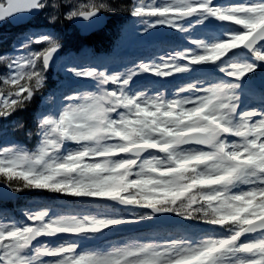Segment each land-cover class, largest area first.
<instances>
[{
    "label": "snow or ice",
    "instance_id": "6c2138e0",
    "mask_svg": "<svg viewBox=\"0 0 264 264\" xmlns=\"http://www.w3.org/2000/svg\"><path fill=\"white\" fill-rule=\"evenodd\" d=\"M49 7L58 4L0 0V22ZM68 7L67 20L90 24L109 11L104 0ZM130 15L144 33L164 27L187 43L123 70L63 66L91 90L49 94L34 150L0 146V189L47 192L81 207L0 219V264H264V93L258 106L245 97L264 72V0H136ZM213 24L219 32L211 36ZM62 48L55 33L29 32L0 54V119L42 92ZM145 75L187 82L166 94L137 88ZM169 217L180 231L164 239L82 247ZM195 225L204 227L189 233Z\"/></svg>",
    "mask_w": 264,
    "mask_h": 264
},
{
    "label": "rangeland",
    "instance_id": "374dc122",
    "mask_svg": "<svg viewBox=\"0 0 264 264\" xmlns=\"http://www.w3.org/2000/svg\"><path fill=\"white\" fill-rule=\"evenodd\" d=\"M56 1L57 0H52V2L54 3H57ZM83 2H87V0H62V1L60 0L57 3L58 4L57 8L53 9L52 7H49L48 9L44 10L43 12H41L40 16L34 19L33 22L26 24L23 27V29L21 30L20 36L17 38L19 40L15 43V45L20 41V39L26 33L50 32V29L48 27L50 26V24L51 25L53 24V22L51 21V17L53 15H56V17L58 18L60 16L59 10H61L63 18L66 19L65 18L66 14L70 10L68 5L71 3H83ZM104 2L107 3L106 0H104ZM239 2H243V0H222L221 2H217V3L231 4V3H239ZM60 6H61V9H60ZM109 11L110 13L112 12V9L110 8V6H109ZM26 27L28 28V32L25 29ZM41 28H45V30H40ZM85 31L90 33L91 29L87 28L85 29ZM218 32H219V26L215 24L209 26V28L207 29V34L211 36L218 34ZM120 33H121V37L120 39H118L119 44L118 45L116 44V49H114L112 53L108 54L107 56L104 54H100L96 56L87 47L82 48L81 50H79L78 52L72 55H68V54L63 55L64 53L60 52L59 58L57 59L55 65H53V67L50 70V75L51 74L53 75V78H51V80L53 81V84H51V89L49 91V94L52 91H56L57 95H59L61 91L68 92V91H72L73 89H80L81 91H84V92L91 90L90 87L87 85V82L83 80L74 79L71 76L67 75L63 71V66L65 64L106 65L110 70H123V67L125 65H130L132 61H138L139 59L154 58L158 55L164 54L165 52L171 50L172 48H175L177 46H183L184 44L187 43L186 41H183L180 38L179 34L173 32L172 30L164 28V27L157 28V29H151L148 33H151L153 35L154 33H157L156 35L161 36V38L159 39L158 37V40L150 41L147 43V41H144V35L146 33L143 32V26L137 23L134 20V18H131V17L128 20V24H126L122 28V31ZM196 34L202 35V33H196ZM40 47L42 46L38 45L37 49L36 48H33V49L39 50ZM254 77L263 80L264 72H261L258 70V72L255 73ZM186 82L187 81L185 79H181L179 77L174 78V79L170 78V79L164 80V79H158V78H155L149 75H145L144 77L140 78L137 81L136 86L137 88H141V89L147 88L151 91L161 90V91H165L166 94H171L178 87V85L184 84ZM49 94L46 97V99H42L43 104H44V110H46V106L48 105ZM245 97L248 101L249 106H258L260 103V95H257L254 93L252 95L248 94ZM1 136H4V133H0V146L18 144L16 141L12 140L11 138L1 137ZM35 140H36L35 145H37L38 137H36ZM52 199L53 197H46V196L42 197L40 195V196H37L38 201L37 200L28 201V203H24L21 207L16 206L15 209L13 210L8 209V208H2L0 209V219H3L6 216L10 218V220H13V221L26 222V218L24 214L26 211L30 209L37 210L46 205L56 206L59 209H65L66 205L63 200L53 199V200H58L59 204L52 205L51 203H48V202H51ZM71 199L75 200L74 198H71ZM73 208L77 209L78 206L74 205ZM122 214L127 215V213H122ZM185 224H189V222H185ZM202 227L204 226L195 225L187 229V231L189 233L198 232L199 229ZM155 228L157 229H155L154 231H158V232H147V231H151L152 228H139V227H136V224L124 225V226L119 227L117 230L110 232L109 233L110 235L108 234V236L99 243H102L104 247H108L109 245L113 243H122L126 240L134 239V238H145V239L154 238L157 240H161V239L166 238L170 233H178V231H180V230H177L178 227L177 229H171L170 231L167 230L168 228L164 226L155 227ZM65 238H68V237H65ZM55 242H59V241H53V243ZM96 242L98 241H92V240L85 241L83 242L82 247H85V248L96 247L94 245V243ZM106 243H108V245Z\"/></svg>",
    "mask_w": 264,
    "mask_h": 264
},
{
    "label": "trees",
    "instance_id": "16d2710c",
    "mask_svg": "<svg viewBox=\"0 0 264 264\" xmlns=\"http://www.w3.org/2000/svg\"><path fill=\"white\" fill-rule=\"evenodd\" d=\"M60 0H57L58 3ZM62 1V0H61ZM107 4L112 9V12H106L105 20L107 24L105 27L91 34L87 37H80L71 27L68 20L64 19L61 10L60 16L51 26L52 33L62 38L63 48L62 53L68 54L78 50L81 46H87L94 54L110 53L118 45V39L121 37L122 28L128 24L130 19V10L136 0H106ZM61 9V6H60ZM110 13V14H108ZM132 18V17H131ZM22 29H19L21 31ZM18 30H13L11 33L5 30H0V54H7L12 52L13 44L16 42V33ZM7 73V68L3 63H0V77ZM46 84L42 92L39 93L35 99L28 104L23 110L15 112L11 117L1 124L3 131L10 137L16 138L23 146L31 150L36 146L38 131V119L42 109V99L46 97V93L50 90V79L46 74ZM23 201H16L15 205L25 203V200L37 198V196L53 197L58 200H72L69 197L58 196L47 192H19L17 193ZM20 199V200H22ZM52 199V200H53ZM57 200V201H58ZM69 202V201H68Z\"/></svg>",
    "mask_w": 264,
    "mask_h": 264
},
{
    "label": "water",
    "instance_id": "95a60500",
    "mask_svg": "<svg viewBox=\"0 0 264 264\" xmlns=\"http://www.w3.org/2000/svg\"><path fill=\"white\" fill-rule=\"evenodd\" d=\"M34 16H36V15L26 16L23 19H12V18H8V20H9V22L12 25L18 26L20 24H24V23L28 22ZM1 25H2V22H0V26ZM73 25L76 28L80 29L79 30V34L80 35H86V34H88V32H86L85 29L90 28L91 29V32H93L95 30H99V29L103 28V26L105 25V20H104V16H102V18L100 19V21L98 23H95V24H90L88 22H83V21H73ZM12 197H14V193L13 192L9 191L8 192V195H4L3 194V190L0 189V201L1 200H8V199H10ZM169 218H164V220L163 219H160L157 222L164 223V224H173L174 223L173 219L171 218L172 219L171 220Z\"/></svg>",
    "mask_w": 264,
    "mask_h": 264
}]
</instances>
